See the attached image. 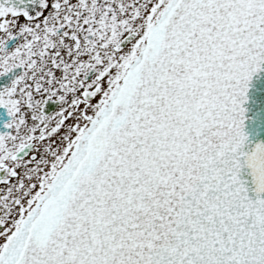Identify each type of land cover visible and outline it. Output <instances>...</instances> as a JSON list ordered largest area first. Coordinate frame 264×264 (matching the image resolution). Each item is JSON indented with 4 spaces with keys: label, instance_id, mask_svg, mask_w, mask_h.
<instances>
[{
    "label": "snow or ice",
    "instance_id": "obj_1",
    "mask_svg": "<svg viewBox=\"0 0 264 264\" xmlns=\"http://www.w3.org/2000/svg\"><path fill=\"white\" fill-rule=\"evenodd\" d=\"M0 264H264V0H0Z\"/></svg>",
    "mask_w": 264,
    "mask_h": 264
}]
</instances>
